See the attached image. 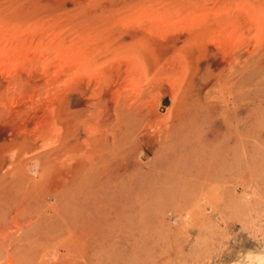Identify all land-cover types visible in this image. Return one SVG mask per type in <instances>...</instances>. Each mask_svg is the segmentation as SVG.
Returning <instances> with one entry per match:
<instances>
[{"label":"rangeland","instance_id":"obj_1","mask_svg":"<svg viewBox=\"0 0 264 264\" xmlns=\"http://www.w3.org/2000/svg\"><path fill=\"white\" fill-rule=\"evenodd\" d=\"M119 1L0 0V95L13 98L9 84L38 64L35 56L53 80L35 97L49 103L77 79L78 56L94 69L107 64L105 19ZM232 54L234 63L214 47L196 55L195 89L169 135L156 132L148 145L138 136L126 171L103 182L88 164L79 179L63 174L57 138L43 136L37 172L28 158L22 180L0 179V214L18 207L22 225L7 254L0 246V264H255L264 257V50ZM176 63L167 81L177 76ZM161 93L159 115L171 107L167 90ZM78 103L67 111L81 109ZM7 139L0 131V145Z\"/></svg>","mask_w":264,"mask_h":264},{"label":"bare ground","instance_id":"obj_2","mask_svg":"<svg viewBox=\"0 0 264 264\" xmlns=\"http://www.w3.org/2000/svg\"><path fill=\"white\" fill-rule=\"evenodd\" d=\"M105 20V47L112 52L110 61L94 69L90 59L78 56V77L71 87L66 86L69 89L61 91L57 102L35 97L53 81L45 80L50 72L40 67L38 56L34 57L38 64L29 65L21 75H15L12 87L9 84L13 98L5 100L0 95V131L8 137L7 144L0 145V179L9 173L22 180L28 158L34 159L30 170L36 173L37 148L45 144L43 136L50 134L57 138L56 147L65 154L59 160L64 173L61 172L71 180L83 173L86 164L98 181L114 177L118 171H126L129 160L135 159L137 139L148 145L156 132L163 138L169 135L173 120H178L180 104L195 89L196 55L214 47L226 51L227 60L234 63L235 50H264V0H120L117 14L108 10ZM168 51L174 54L165 55ZM176 52L178 59L174 56ZM174 59L180 70L172 81H167V71ZM126 84L128 87H122ZM10 88L6 85L5 90ZM163 89L169 93L171 107L159 115ZM78 102L83 106L81 109L67 111L68 104L76 106ZM134 116L141 118L137 124ZM151 127L154 133L149 132ZM80 131L84 135L82 140L78 138ZM10 147L15 148L14 153H9ZM12 212L10 215L7 209L0 214V246L6 254L7 244L11 245L7 241L18 235L22 226L17 220L20 208ZM255 262L260 264L258 259Z\"/></svg>","mask_w":264,"mask_h":264},{"label":"clouds","instance_id":"obj_3","mask_svg":"<svg viewBox=\"0 0 264 264\" xmlns=\"http://www.w3.org/2000/svg\"><path fill=\"white\" fill-rule=\"evenodd\" d=\"M258 260H260V264H264V258H257Z\"/></svg>","mask_w":264,"mask_h":264}]
</instances>
